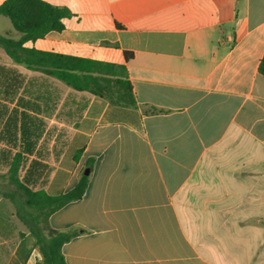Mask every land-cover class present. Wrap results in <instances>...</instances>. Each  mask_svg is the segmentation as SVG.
Listing matches in <instances>:
<instances>
[{
	"label": "crops",
	"instance_id": "1",
	"mask_svg": "<svg viewBox=\"0 0 264 264\" xmlns=\"http://www.w3.org/2000/svg\"><path fill=\"white\" fill-rule=\"evenodd\" d=\"M43 1L71 14L24 46L125 64L136 96L127 106L77 90L0 46L9 172L21 152L20 178L59 194L89 169L82 198L49 216L79 230L67 264H264V0ZM0 33L22 36L4 15ZM6 224L0 214L5 241ZM15 240L1 264H36L28 226Z\"/></svg>",
	"mask_w": 264,
	"mask_h": 264
},
{
	"label": "trees",
	"instance_id": "2",
	"mask_svg": "<svg viewBox=\"0 0 264 264\" xmlns=\"http://www.w3.org/2000/svg\"><path fill=\"white\" fill-rule=\"evenodd\" d=\"M70 14L67 8L51 5L43 0H5L0 4V15L8 17L22 36L15 40L0 33V46L15 61L52 75L77 90H88L121 105H135L136 96L125 64L24 46V42L43 37L51 30H61L64 27L63 20ZM125 56L126 60H129L133 53L126 51ZM259 70L264 75V56ZM32 147L33 144L28 142L24 145V151L30 153ZM21 162L20 152L11 163L10 179L15 189L8 196L14 202H17V199L21 201L17 204L18 215L34 235L36 246L41 253V258L36 264H67L63 245L77 235L79 230L54 229L49 224V216L64 204L82 198L88 186L89 174L83 172L72 189L50 194L44 189L30 188L26 175L20 178Z\"/></svg>",
	"mask_w": 264,
	"mask_h": 264
},
{
	"label": "rangeland",
	"instance_id": "3",
	"mask_svg": "<svg viewBox=\"0 0 264 264\" xmlns=\"http://www.w3.org/2000/svg\"><path fill=\"white\" fill-rule=\"evenodd\" d=\"M39 82L45 83L44 79H40ZM48 84H51L53 87H55L57 89V91H59L61 94H65L66 93V87L64 85H60V84H55L54 81H47ZM60 102V101H59ZM67 110H59L57 111L56 114V119H58L59 121H66L68 120L67 118ZM4 120V117L1 118L0 116V122ZM48 123L49 120H48ZM56 125V124H55ZM56 128H49V132L46 134L45 136V143L42 145L43 147H50L52 144V140H51V131H56L59 129V133H62V129L63 127H59V126H54ZM64 139H59L57 141V144H63L64 143ZM3 148H5V146H2L0 144V157L3 156V159L0 160V214H3L6 218L7 221V226H5L6 231H8L11 235L9 236V240H4L3 238H1V234H0V264H1V259L3 258V254L6 250H10V248L13 246V244L15 243V237L18 236L20 230L24 227L27 228V226L21 221V219L19 218L18 215V211H17V207L15 206V204L12 202V200L9 197H6V192L10 191L15 188V185L12 183L11 179H10V172H9V159L6 158V155L4 152H2ZM20 175L23 174L22 171H20L19 173Z\"/></svg>",
	"mask_w": 264,
	"mask_h": 264
},
{
	"label": "water",
	"instance_id": "4",
	"mask_svg": "<svg viewBox=\"0 0 264 264\" xmlns=\"http://www.w3.org/2000/svg\"><path fill=\"white\" fill-rule=\"evenodd\" d=\"M84 172H85L86 174H89V169H86Z\"/></svg>",
	"mask_w": 264,
	"mask_h": 264
}]
</instances>
